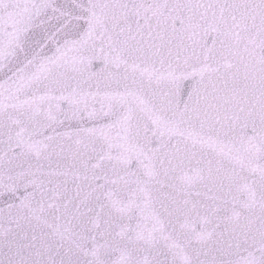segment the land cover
<instances>
[{"label": "snow or ice", "instance_id": "1", "mask_svg": "<svg viewBox=\"0 0 264 264\" xmlns=\"http://www.w3.org/2000/svg\"><path fill=\"white\" fill-rule=\"evenodd\" d=\"M0 264H264V0H0Z\"/></svg>", "mask_w": 264, "mask_h": 264}]
</instances>
